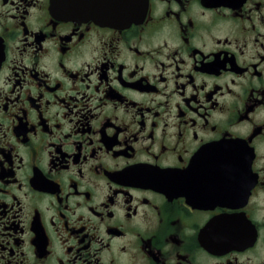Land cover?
Returning a JSON list of instances; mask_svg holds the SVG:
<instances>
[{"label": "flooded vegetation", "instance_id": "1", "mask_svg": "<svg viewBox=\"0 0 264 264\" xmlns=\"http://www.w3.org/2000/svg\"><path fill=\"white\" fill-rule=\"evenodd\" d=\"M0 264H264V0H0Z\"/></svg>", "mask_w": 264, "mask_h": 264}]
</instances>
